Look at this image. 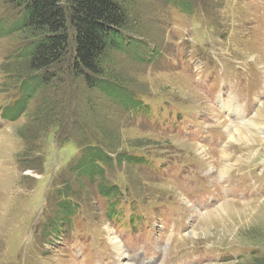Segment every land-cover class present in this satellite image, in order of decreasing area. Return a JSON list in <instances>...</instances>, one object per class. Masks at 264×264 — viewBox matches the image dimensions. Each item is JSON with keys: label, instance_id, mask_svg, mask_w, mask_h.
<instances>
[{"label": "rangeland", "instance_id": "rangeland-1", "mask_svg": "<svg viewBox=\"0 0 264 264\" xmlns=\"http://www.w3.org/2000/svg\"><path fill=\"white\" fill-rule=\"evenodd\" d=\"M128 5L127 33L145 47L115 53L107 75L131 103L90 88L70 52L24 111L16 102L31 73L19 53L32 38L17 27L20 8L0 0V264H119L112 231L129 264H264V130L247 125L231 141L226 128L264 108V0ZM217 84L245 120L212 98ZM50 103L58 121L44 126ZM87 142L109 153L105 178L121 190V206L148 214L152 230L112 221L101 180L75 174ZM224 165L233 166L221 174ZM67 186L77 204L70 219L58 205L70 202L58 197Z\"/></svg>", "mask_w": 264, "mask_h": 264}, {"label": "trees", "instance_id": "trees-1", "mask_svg": "<svg viewBox=\"0 0 264 264\" xmlns=\"http://www.w3.org/2000/svg\"><path fill=\"white\" fill-rule=\"evenodd\" d=\"M7 2L20 8L23 17L17 27L24 30L26 37L32 38L19 53L25 58L31 73L29 79L23 80L21 86L23 96L16 102L24 111L29 105V101L26 102L25 99L33 97L40 89L49 86L55 76L52 68L63 61L70 52L74 53V74L83 77L90 88L105 94L115 104L125 106L131 103L129 102L131 97H126V90L119 85L118 79L107 75L109 61L115 53L122 51L132 55L139 46L145 47L140 38L131 37L127 33L131 17L129 0H7ZM138 103L136 99L131 107L135 108ZM47 107V113L40 115L43 119L39 121L40 124L44 122V126L47 124L51 126L58 120H52L50 114L55 113V110L51 103ZM5 116L11 120L17 119L10 114ZM79 156L73 165V171L76 175L101 180L97 190L101 197L114 200L110 206L109 216L116 220L120 216L117 208L120 209L121 206L122 192L118 186H114L105 178L103 168L104 164H111L112 158L102 146L88 142ZM124 157L121 155L117 159L123 161ZM71 193L74 194L71 187L67 186L58 194L59 198L70 200L68 204L67 202L63 204L62 201L58 203L61 211L64 215L68 214L66 217L69 219L77 209Z\"/></svg>", "mask_w": 264, "mask_h": 264}, {"label": "bare ground", "instance_id": "bare-ground-1", "mask_svg": "<svg viewBox=\"0 0 264 264\" xmlns=\"http://www.w3.org/2000/svg\"><path fill=\"white\" fill-rule=\"evenodd\" d=\"M188 83V82H187ZM228 92H230V91H228ZM235 93V92H234ZM235 95H236V93H235ZM217 99H218V96H217ZM217 101V100H216ZM219 103H220V105H221V107H226V109H230V108H232V109H234V116L235 117H238V118H240L242 121H243V119L245 120V118H247L248 117V115L246 114V112L243 110V108L241 107V105H240V103H239V101L238 100H236L235 98H233V99H230V100H227V96H225V94H224V91L222 92V94L220 95V99H219V101H218ZM264 111V108L262 107L261 109H260V111L258 112H256L255 114H254V116L251 118V120L249 121V123H247V124H245L242 128L240 127V128H236V130H234L233 128H228V127H226L228 130V133H229V136L231 137V141H237V139L238 138H241V139H243L244 138V131H243V128L245 127V126H249V129L251 130V129H255V130H261V126H262V129L264 130V123L262 124V123H259V122H257L255 119H256V117L257 116H260V114L259 113H262ZM224 112H226V111H224ZM261 117V116H260ZM241 121V122H242ZM224 122V121H223ZM220 124H222V121L220 122ZM242 125V124H241ZM230 127H231V125H230ZM236 127V126H235ZM230 129V130H229ZM264 131H262V133H263ZM227 133V134H228ZM197 148H200L201 149V147H197ZM205 148V147H204ZM206 149H202L201 151L203 152V151H205ZM205 153V152H204ZM239 159H241V157L239 158ZM239 161V160H238ZM233 165H229V166H226V165H224L223 166V168L221 169V174H223V173H225L227 170H229L231 167H232ZM218 211H215V212H213L212 214H210L209 216H208V218H206L207 220L205 221H203L202 222V224L203 225H206L207 223H208V221H209V219H211V218H213L214 216L213 215H215L216 213H217ZM111 231V230H110ZM196 234V233H195ZM191 235V234H190ZM111 243H112V246L114 245V247L116 248V253L118 254V256H119V260H121V262L119 263V264H129V263H127V259H131V257L128 255V252H127V249L125 248V246H124V244H122L121 243V239L119 240L118 239V235H117V233L115 232V231H112V233H111ZM115 251V250H114ZM133 264V263H132Z\"/></svg>", "mask_w": 264, "mask_h": 264}]
</instances>
